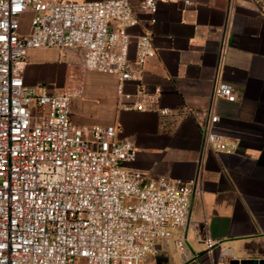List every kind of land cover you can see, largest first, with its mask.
Instances as JSON below:
<instances>
[{
  "label": "built area",
  "instance_id": "1",
  "mask_svg": "<svg viewBox=\"0 0 264 264\" xmlns=\"http://www.w3.org/2000/svg\"><path fill=\"white\" fill-rule=\"evenodd\" d=\"M159 1L0 0V264H145L185 232L198 178L146 179L130 166L136 148L118 136L120 125L75 124L68 90L24 76L30 49L78 48L84 70L115 75L118 93L136 96L125 109L156 108L145 88L133 94L126 84L140 82L156 54L151 34L132 30ZM26 12L31 30L22 34ZM214 95L239 99L223 80ZM219 120L211 114L205 150L236 152L238 142L214 129ZM185 241L177 237L179 247Z\"/></svg>",
  "mask_w": 264,
  "mask_h": 264
},
{
  "label": "crops",
  "instance_id": "2",
  "mask_svg": "<svg viewBox=\"0 0 264 264\" xmlns=\"http://www.w3.org/2000/svg\"><path fill=\"white\" fill-rule=\"evenodd\" d=\"M137 6L138 0H130ZM162 0L153 14L140 12L132 31L150 33L156 50L139 87L156 108L130 110L117 91V77L82 68L78 48H32L24 70L28 84L46 83L72 94L71 117L78 125L118 124L131 140V167L146 179L198 178L191 199L184 246L175 235L145 264H230L264 258V0ZM31 13L32 17V12ZM31 21L20 25L28 34ZM134 44L131 56H134ZM87 77L102 78L85 83ZM231 83L239 99L216 98L218 81ZM158 108H168L161 114ZM216 131L238 142L236 152L204 148L211 114ZM206 237L214 240L210 251Z\"/></svg>",
  "mask_w": 264,
  "mask_h": 264
},
{
  "label": "rangeland",
  "instance_id": "3",
  "mask_svg": "<svg viewBox=\"0 0 264 264\" xmlns=\"http://www.w3.org/2000/svg\"><path fill=\"white\" fill-rule=\"evenodd\" d=\"M29 21H31V13L26 12L23 15H21L20 25L23 24V23L27 24ZM93 71H96V70H93ZM96 80L99 81V80H106V79H102V78H98V77L97 78H95V77H87L85 79V83L88 86L89 83H92V82H94Z\"/></svg>",
  "mask_w": 264,
  "mask_h": 264
},
{
  "label": "water",
  "instance_id": "4",
  "mask_svg": "<svg viewBox=\"0 0 264 264\" xmlns=\"http://www.w3.org/2000/svg\"><path fill=\"white\" fill-rule=\"evenodd\" d=\"M230 264H264V258H244V259H232Z\"/></svg>",
  "mask_w": 264,
  "mask_h": 264
}]
</instances>
